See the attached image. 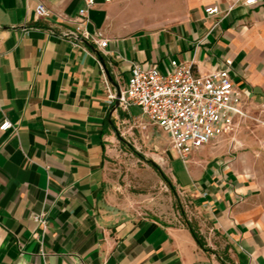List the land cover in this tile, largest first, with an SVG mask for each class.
Instances as JSON below:
<instances>
[{
    "label": "crops",
    "instance_id": "obj_1",
    "mask_svg": "<svg viewBox=\"0 0 264 264\" xmlns=\"http://www.w3.org/2000/svg\"><path fill=\"white\" fill-rule=\"evenodd\" d=\"M38 4L49 18L37 17ZM213 6L219 14L206 16ZM85 8L0 0V124L13 126L0 130V264H264V0H94L83 18ZM77 25L106 46L74 47L48 32ZM227 59L259 122L237 119L186 162H166L194 210L185 221L213 254L185 222L129 213L109 188L125 137L144 136L146 122L164 132L138 106L108 103L104 78L117 92L133 64L163 73L174 60L205 75ZM41 212L39 245L32 217Z\"/></svg>",
    "mask_w": 264,
    "mask_h": 264
},
{
    "label": "built area",
    "instance_id": "obj_2",
    "mask_svg": "<svg viewBox=\"0 0 264 264\" xmlns=\"http://www.w3.org/2000/svg\"><path fill=\"white\" fill-rule=\"evenodd\" d=\"M86 8L79 11L85 18L86 11L94 5V0H83ZM110 2L112 0H104ZM255 0H244L252 5ZM38 18L50 17V12L41 4L35 7ZM208 17L219 14L216 6L205 9ZM216 25V23H215ZM51 35L67 40L72 46L90 43L98 49L106 46L100 35L88 34L81 25L73 30L59 33L48 31ZM232 60H224L218 71L196 75L191 64L170 61L169 69L161 73L155 68L143 69L133 64L127 76L124 90L113 92L104 78L108 103L117 101L123 109L138 106L149 123L163 131L169 138L171 149L178 159L186 162L190 155L207 143L233 130L237 119H250L243 109L242 95L231 76ZM13 129L12 124L3 120L1 131ZM39 234L35 240L42 244L47 229L43 212L33 215ZM42 255V252H40Z\"/></svg>",
    "mask_w": 264,
    "mask_h": 264
},
{
    "label": "rangeland",
    "instance_id": "obj_3",
    "mask_svg": "<svg viewBox=\"0 0 264 264\" xmlns=\"http://www.w3.org/2000/svg\"><path fill=\"white\" fill-rule=\"evenodd\" d=\"M257 112H253L254 116L249 115L255 123L259 122L255 117ZM146 123L150 128L147 133L144 136L139 133L134 134L132 136L134 141L131 137H125L124 141L128 142L123 151L112 159V166L108 173V178L111 180L109 188L118 196L119 204L123 205L129 213L139 212L145 217H158L170 224H184L185 220L193 218L194 210L190 204V198L171 182L172 177L166 163L177 156L171 149L167 136L148 125V122ZM129 145L143 158L133 154ZM155 156L158 157L154 158ZM148 161L157 165L174 187L175 195ZM217 251L224 257L221 250Z\"/></svg>",
    "mask_w": 264,
    "mask_h": 264
},
{
    "label": "trees",
    "instance_id": "obj_4",
    "mask_svg": "<svg viewBox=\"0 0 264 264\" xmlns=\"http://www.w3.org/2000/svg\"><path fill=\"white\" fill-rule=\"evenodd\" d=\"M131 152L133 154H135L136 156H138L139 158H143L141 155H139L137 152H135L133 149H131ZM148 164L154 168L158 174L160 175V177L166 182L167 186L169 187V189L173 192V194L175 195L174 193V187L170 184V182L166 179V177L163 175V173L159 170V168L157 167V165L153 164L152 162L148 161ZM185 222V226L186 228L189 230L191 236L193 237L194 241L196 242L197 246L204 252H208V253H213L212 250H210L207 246H206V243L204 241V239L202 238V236L198 233V231L195 229V227L187 222V221H184ZM214 254V253H213ZM217 257V255H216Z\"/></svg>",
    "mask_w": 264,
    "mask_h": 264
},
{
    "label": "water",
    "instance_id": "obj_5",
    "mask_svg": "<svg viewBox=\"0 0 264 264\" xmlns=\"http://www.w3.org/2000/svg\"><path fill=\"white\" fill-rule=\"evenodd\" d=\"M117 96H119V91L117 90ZM117 106H118V102L116 101ZM152 162V161H151ZM153 163V162H152ZM154 164V163H153Z\"/></svg>",
    "mask_w": 264,
    "mask_h": 264
}]
</instances>
